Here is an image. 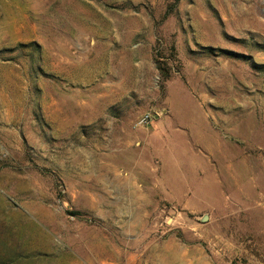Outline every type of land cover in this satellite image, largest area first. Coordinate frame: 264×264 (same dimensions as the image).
<instances>
[{
    "label": "rangeland",
    "instance_id": "374dc122",
    "mask_svg": "<svg viewBox=\"0 0 264 264\" xmlns=\"http://www.w3.org/2000/svg\"><path fill=\"white\" fill-rule=\"evenodd\" d=\"M0 264H264V0H0Z\"/></svg>",
    "mask_w": 264,
    "mask_h": 264
},
{
    "label": "built area",
    "instance_id": "2783aa9c",
    "mask_svg": "<svg viewBox=\"0 0 264 264\" xmlns=\"http://www.w3.org/2000/svg\"><path fill=\"white\" fill-rule=\"evenodd\" d=\"M152 121V118L150 115H145L142 119H141V123L142 124H148Z\"/></svg>",
    "mask_w": 264,
    "mask_h": 264
}]
</instances>
